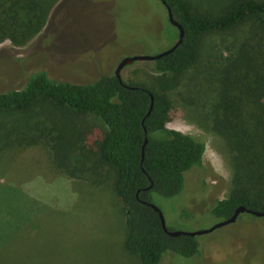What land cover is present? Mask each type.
<instances>
[{"label": "rangeland", "instance_id": "1", "mask_svg": "<svg viewBox=\"0 0 264 264\" xmlns=\"http://www.w3.org/2000/svg\"><path fill=\"white\" fill-rule=\"evenodd\" d=\"M35 1L40 3L35 9L28 5L31 0H19L14 5L6 2L0 11L4 15L0 19V92L21 88L40 70L53 80L90 82L103 73L112 74L125 56L167 49L178 33L167 20L161 0ZM186 1L195 12L218 15L234 0ZM15 10L18 23L13 18ZM36 14L42 15L37 25ZM30 22L35 26L25 31ZM225 34H205L197 64L168 91L172 110L167 126L206 142L202 165L185 175L181 193L175 197L153 195V203L162 210L171 230L212 226L219 219L210 214L211 207L232 191V151L214 130L210 114L218 61L228 53L221 40ZM121 75L161 92L157 73L143 60L125 66ZM42 104L45 111L51 107ZM35 108L29 114L0 111V131H26L13 138L17 144L24 143L23 147L0 151V242L18 235L14 241H6L0 264H140L139 257L123 247L125 215L110 175L105 171L91 174L85 156L87 165L75 177L54 164L45 137L52 124L40 111V103ZM103 126L94 114L68 120L67 135L77 140L69 152L73 162L81 160L78 146L82 135L90 132L86 140L93 141ZM23 161L28 166H18L19 176L10 175L14 165ZM23 176V181L18 180ZM30 220L29 232L22 233L17 227ZM199 240V255L183 257L165 251L157 264H264V216L241 213L234 222Z\"/></svg>", "mask_w": 264, "mask_h": 264}, {"label": "trees", "instance_id": "2", "mask_svg": "<svg viewBox=\"0 0 264 264\" xmlns=\"http://www.w3.org/2000/svg\"><path fill=\"white\" fill-rule=\"evenodd\" d=\"M8 1L14 5L19 0H0V11ZM166 2L174 19L183 26L184 35L168 54L145 60L157 73L161 92L123 77L120 81L114 72L103 73L90 82H70L53 80L43 70L32 73L21 88L0 92L3 112L29 114L40 103V111L52 124L45 135L47 145L53 151L54 164L61 170L77 176L76 172L87 165L82 158L85 156L90 160L87 167L91 174L105 171L110 175L112 190L125 215L123 247L137 255L140 264H157L165 251L183 257L200 254L201 235H169L162 228L158 211L146 202H153L154 194L179 195L185 186V175L202 165L206 142L169 128L167 123L172 110L168 91L174 90L182 75L197 64L205 34L227 33L221 40L228 53L218 61L215 103L210 114L214 130L231 148L234 169L232 191L216 200L210 214L222 220L239 205L264 211V0H234L218 15L195 12L186 0ZM39 4L35 0L28 3L32 9ZM161 4L165 8L162 1ZM1 18L4 19L2 12ZM13 18L18 23L17 10ZM36 18L35 25L41 22L42 15L36 14ZM35 25L30 22L25 31ZM1 31L6 34L4 24ZM151 94L153 105L149 112ZM43 101L51 105L50 109L45 111ZM90 113L100 117L106 127L98 129L93 141L86 140L90 132L82 135V145L78 146L81 160L73 162L69 152L77 140L69 139L66 125L68 120L85 119ZM17 131H0V151L23 147L24 143L17 144L13 138L26 131ZM24 162L14 165L9 174L19 176L18 166L27 165ZM24 179L25 176L18 178ZM32 222L23 221L24 225L17 228L27 233ZM17 236L6 241L12 242ZM6 241L0 242V252Z\"/></svg>", "mask_w": 264, "mask_h": 264}, {"label": "water", "instance_id": "3", "mask_svg": "<svg viewBox=\"0 0 264 264\" xmlns=\"http://www.w3.org/2000/svg\"><path fill=\"white\" fill-rule=\"evenodd\" d=\"M161 1H162L163 5L166 8L167 18H168L169 22L172 25H174L177 28V30H178L177 38L175 39L174 43L170 47H168L167 49L162 50V51H160V52H158L156 54L132 55V56L123 57L118 62L117 66H116V69L114 71L116 77L120 81H122L121 71H122V69L125 66H127V65H129V64H131L133 62L140 61V60L141 61L142 60L145 61V60L157 59V58H159V57L171 52L182 41L183 35H184L183 26L177 20L174 19L172 11H171V8L168 5V3L166 2V0H161ZM152 105H153V95L151 94V104H150L149 112H150V110L152 108ZM145 142H146V139H145ZM146 203H148L154 210L158 211L162 228L164 229V231L166 233H168L169 235H172V236H177V235H181V234H183V235H191V236H200V235L212 232L215 229L220 228V227H222L224 225H227L229 223L234 222L238 218L239 214L244 213V212L251 213V214H254L256 216H264V211L254 210V209H251V208H247L244 205H239V206H237L235 208L233 214L230 217L222 219V220H219L215 224H213L212 226H210L208 228L191 230V231H189V230H171V229H168V227L166 225V221H165V218H164L162 210L157 205H155L153 202H146Z\"/></svg>", "mask_w": 264, "mask_h": 264}]
</instances>
